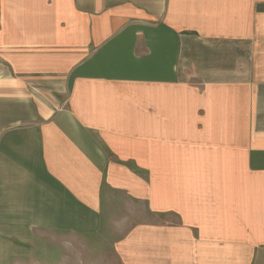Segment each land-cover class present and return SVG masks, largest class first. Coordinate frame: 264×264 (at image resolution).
Listing matches in <instances>:
<instances>
[{"label":"crops","instance_id":"obj_1","mask_svg":"<svg viewBox=\"0 0 264 264\" xmlns=\"http://www.w3.org/2000/svg\"><path fill=\"white\" fill-rule=\"evenodd\" d=\"M108 190L176 218L116 264H264V0H0V264Z\"/></svg>","mask_w":264,"mask_h":264},{"label":"rangeland","instance_id":"obj_2","mask_svg":"<svg viewBox=\"0 0 264 264\" xmlns=\"http://www.w3.org/2000/svg\"><path fill=\"white\" fill-rule=\"evenodd\" d=\"M152 219L176 218L154 216L145 202L108 190L104 196L100 232L86 239L45 232L36 234L38 264H116L113 244L134 224Z\"/></svg>","mask_w":264,"mask_h":264}]
</instances>
